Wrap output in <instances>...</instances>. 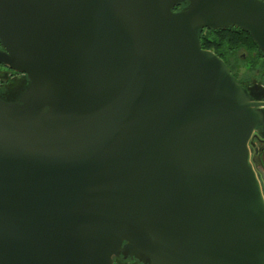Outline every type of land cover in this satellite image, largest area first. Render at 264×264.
<instances>
[{
  "label": "water",
  "instance_id": "obj_1",
  "mask_svg": "<svg viewBox=\"0 0 264 264\" xmlns=\"http://www.w3.org/2000/svg\"><path fill=\"white\" fill-rule=\"evenodd\" d=\"M227 28L264 61V0H0V264H264Z\"/></svg>",
  "mask_w": 264,
  "mask_h": 264
},
{
  "label": "trees",
  "instance_id": "obj_2",
  "mask_svg": "<svg viewBox=\"0 0 264 264\" xmlns=\"http://www.w3.org/2000/svg\"><path fill=\"white\" fill-rule=\"evenodd\" d=\"M181 6L179 5V8ZM198 37L201 48L217 55L227 66L238 84H240L238 73L241 65L249 67L248 74L253 71L259 74L264 73L262 54L247 32L236 28L225 30L203 29L199 31ZM242 54L244 58H242ZM3 78L0 75V93L2 94H7L8 89L11 87L16 88L21 83L23 84V80Z\"/></svg>",
  "mask_w": 264,
  "mask_h": 264
},
{
  "label": "flooded vegetation",
  "instance_id": "obj_3",
  "mask_svg": "<svg viewBox=\"0 0 264 264\" xmlns=\"http://www.w3.org/2000/svg\"><path fill=\"white\" fill-rule=\"evenodd\" d=\"M0 50H2L1 47ZM0 69L7 73V79H14V80L23 79L22 75L7 69L2 65H0ZM239 83L244 87V89L248 92V94L252 95L254 98L259 97L264 99V87L262 85L260 86L256 83H252L249 86H245L244 83H242L241 81ZM260 113L262 115V118L264 119V108L260 110ZM249 145L251 147L252 165L254 169L258 172L259 180L262 183V187L264 188V127L257 128V130L254 132L250 140ZM116 262H114V264H116ZM130 262L138 264L137 262L134 261H130ZM128 263L129 261L128 262L120 261L117 264H128Z\"/></svg>",
  "mask_w": 264,
  "mask_h": 264
},
{
  "label": "rangeland",
  "instance_id": "obj_4",
  "mask_svg": "<svg viewBox=\"0 0 264 264\" xmlns=\"http://www.w3.org/2000/svg\"><path fill=\"white\" fill-rule=\"evenodd\" d=\"M242 58H244V55L242 54ZM248 66H244V65H241L240 66V70H239V73H238V79L244 83L245 86H249L250 84L252 83H256L258 85H262L264 87V73H256V72H252V73H249L248 74ZM0 75L1 77H4V78H7V73L4 72L3 70L0 69ZM3 78V79H4ZM248 79V80H247ZM119 263V262H116V264ZM128 264H136V263H133V262H130Z\"/></svg>",
  "mask_w": 264,
  "mask_h": 264
}]
</instances>
